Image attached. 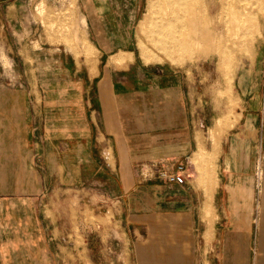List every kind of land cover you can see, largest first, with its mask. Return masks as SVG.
Listing matches in <instances>:
<instances>
[{"label": "crops", "instance_id": "crops-1", "mask_svg": "<svg viewBox=\"0 0 264 264\" xmlns=\"http://www.w3.org/2000/svg\"><path fill=\"white\" fill-rule=\"evenodd\" d=\"M81 3L95 71L60 48L39 49L19 85L0 64V264H109L117 238V264H264V37L238 83L245 155L227 138L206 194L190 176L170 183L156 173L191 159L205 180L193 157L205 113L190 108L188 78L138 61L121 25L133 3ZM9 20L0 15V43L14 62ZM79 197L102 217L115 199L117 233L98 223L79 237Z\"/></svg>", "mask_w": 264, "mask_h": 264}, {"label": "rangeland", "instance_id": "rangeland-1", "mask_svg": "<svg viewBox=\"0 0 264 264\" xmlns=\"http://www.w3.org/2000/svg\"><path fill=\"white\" fill-rule=\"evenodd\" d=\"M235 1L221 0V5L225 6L221 15L222 24L233 20L235 15H237L236 18L241 16L245 1ZM128 2L133 3V5L131 7H122L121 25L123 31L127 33L129 47L136 52L138 61L148 66L171 68L175 71L184 72L189 83L190 108L195 114L199 110L200 113H203V111L205 113V125L200 128V136L196 138L203 143L201 142L202 144H200L198 151L195 153L198 155L200 149H203V156L198 158V156L194 155V160L198 161L199 174L200 176L203 174L205 180L193 177L191 159H189L188 164H185L190 167H188L189 170L187 169L185 175L190 176L196 188L203 189L207 194L210 188L209 185L212 183L211 179L215 180V171L218 172L219 161L224 155L223 152L229 150L230 141H226L228 140L227 138L232 137L235 146H238L237 149H233L234 153L239 156L245 155V149L242 148L245 136L241 130H244L246 122L240 118L239 113L246 105L247 96L242 94V89L238 83L240 79L243 82L247 67L252 65L256 58L258 47L251 50L237 51L231 58V63H222L221 61L226 56L224 53L216 51H202L199 53L194 51L195 54L193 53L192 56L189 53H176L174 55L175 63L169 60H153L146 63L141 56L137 26L139 23L140 26L143 21H149V18L156 16L159 1L128 0ZM260 2L263 3V11L259 10L260 6L258 5H254V7L257 10L256 12L260 13V23L263 26L260 24L262 34L259 37L263 38L264 0H252L251 3L258 4ZM0 15H7V17L12 18L7 25V35L14 44V62L9 59L3 44L0 43V64H4L5 68L13 70L15 85H19L27 77L31 79L34 71L31 69L28 74L24 70L27 66L32 67L34 63L33 57L37 58L36 55L39 54L38 50L41 48L66 50L77 59L79 68L85 70V67L90 65L95 71L98 61L97 52L87 38V26L83 18L85 15L81 0H0ZM148 37H151V33ZM52 55L57 56L56 53L49 54V56ZM126 55L128 54L126 53ZM25 56L26 63L23 64ZM198 94L200 95V105L197 99ZM232 133L234 134L232 135ZM145 184H148V182H145ZM143 192L146 194L141 197V200L144 202L148 201V190L143 189ZM81 198H78L79 237L82 235L84 237L86 225L97 226L98 223L109 225L110 232L115 231L117 233L116 220L118 218L113 212L118 208V203L115 199H110L109 203L105 201L108 205L106 207L103 206L101 210L106 211L107 209L108 213L102 217V214H94L91 209L81 207V203H84L80 202ZM121 205L123 206L120 203ZM207 217H209L208 214ZM121 243L118 238L112 243L114 246H111L112 250L109 253V264H117V255L123 253L120 246ZM117 251L118 254L116 253ZM77 264H86V262L83 260Z\"/></svg>", "mask_w": 264, "mask_h": 264}, {"label": "bare ground", "instance_id": "bare-ground-1", "mask_svg": "<svg viewBox=\"0 0 264 264\" xmlns=\"http://www.w3.org/2000/svg\"><path fill=\"white\" fill-rule=\"evenodd\" d=\"M158 1L156 16L143 21L137 30L141 56L146 63L153 60L175 63L176 53L192 56L194 51L221 52L226 56L221 62L231 63L237 51L254 49L260 39L262 24L254 5L263 11L261 2L252 4V0H244L241 16L236 18L235 15L233 20L222 24L225 6L221 5V0ZM150 33L151 37H148ZM119 58L116 56L111 60L122 65L127 58L130 59L129 56L126 60ZM196 156H203V149Z\"/></svg>", "mask_w": 264, "mask_h": 264}, {"label": "built area", "instance_id": "built-area-1", "mask_svg": "<svg viewBox=\"0 0 264 264\" xmlns=\"http://www.w3.org/2000/svg\"><path fill=\"white\" fill-rule=\"evenodd\" d=\"M186 169L187 167L184 165H179L177 169L173 170H156L158 176L163 178L164 180L173 183H185L186 180Z\"/></svg>", "mask_w": 264, "mask_h": 264}]
</instances>
